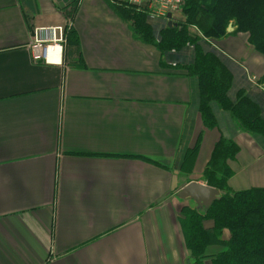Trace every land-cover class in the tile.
Returning <instances> with one entry per match:
<instances>
[{
	"label": "crops",
	"instance_id": "obj_1",
	"mask_svg": "<svg viewBox=\"0 0 264 264\" xmlns=\"http://www.w3.org/2000/svg\"><path fill=\"white\" fill-rule=\"evenodd\" d=\"M134 12L0 0V264H188L179 220L196 204L178 193L209 186L221 139L240 147L229 189L264 188V137L217 102L207 127L189 74L211 53L231 78L229 102L245 97L264 120V56L242 33L160 48L166 20L142 12L136 26ZM47 26L68 31L60 65L32 61L33 31Z\"/></svg>",
	"mask_w": 264,
	"mask_h": 264
},
{
	"label": "trees",
	"instance_id": "obj_2",
	"mask_svg": "<svg viewBox=\"0 0 264 264\" xmlns=\"http://www.w3.org/2000/svg\"><path fill=\"white\" fill-rule=\"evenodd\" d=\"M184 1L187 19L165 30L158 43L160 48L164 45L163 48L180 49L197 42L199 38L191 35L189 26L200 30L206 38L222 40L229 35L227 30L232 23L236 27L232 34H248L249 44L264 56V0ZM140 16L145 15L137 12L133 16L136 26L143 23ZM203 53L197 56L189 74L197 76L200 83L204 124L209 128L215 126L211 103L217 102L230 110L242 131L264 137V120L257 107L245 97L231 104L229 73L217 70L218 62L213 63L211 53ZM259 82L264 85V76ZM239 151L235 141L221 139L204 172L208 185L226 195L208 211L189 206L181 210L179 221L193 264H264V188L234 192L228 187L232 177L229 162L236 159ZM208 220L213 221L210 229L204 224Z\"/></svg>",
	"mask_w": 264,
	"mask_h": 264
},
{
	"label": "built area",
	"instance_id": "obj_3",
	"mask_svg": "<svg viewBox=\"0 0 264 264\" xmlns=\"http://www.w3.org/2000/svg\"><path fill=\"white\" fill-rule=\"evenodd\" d=\"M110 2L124 3L137 12L155 18L167 19L168 14H171L177 22L184 20L183 0H110ZM67 32L64 26L35 28L33 42L29 46L32 61L48 65L62 64Z\"/></svg>",
	"mask_w": 264,
	"mask_h": 264
},
{
	"label": "water",
	"instance_id": "obj_4",
	"mask_svg": "<svg viewBox=\"0 0 264 264\" xmlns=\"http://www.w3.org/2000/svg\"><path fill=\"white\" fill-rule=\"evenodd\" d=\"M167 18L169 19L167 23L169 28L177 27L176 19L171 14H168ZM231 31H233L232 24L228 27V32ZM224 195H226L224 191L207 186L206 184L193 182L185 186L178 193V198L183 201H193L198 211H208L214 202L220 200Z\"/></svg>",
	"mask_w": 264,
	"mask_h": 264
},
{
	"label": "rangeland",
	"instance_id": "obj_5",
	"mask_svg": "<svg viewBox=\"0 0 264 264\" xmlns=\"http://www.w3.org/2000/svg\"><path fill=\"white\" fill-rule=\"evenodd\" d=\"M183 11H184V8H185V1L183 0ZM182 18H184V20H186L187 19V17H186V15L184 14V12H183V16H182ZM232 24V23H231ZM232 28H233V31L232 32H228V30H227V32H228V34L229 35H227L226 37H228V36H232V35H237V34H239V33H234V34H232L233 32H235L236 31V27L232 24ZM189 29H193L194 30V26H189ZM195 32H197L200 36H197L198 38H200V39H206V40H209V38H206V37H204V35L201 33V31L200 30H197V31H195ZM242 34H244V33H242ZM246 36H247V39H248V34H245ZM225 37V38H226ZM224 39V38H223ZM249 43V42H248ZM230 191H234L233 189H229ZM192 206L194 207V204H192ZM188 264H193V260L192 259H189V261H188Z\"/></svg>",
	"mask_w": 264,
	"mask_h": 264
}]
</instances>
